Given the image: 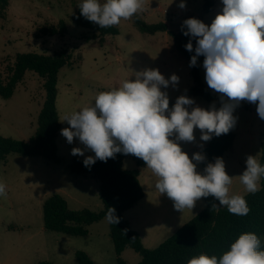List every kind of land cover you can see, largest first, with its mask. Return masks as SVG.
I'll list each match as a JSON object with an SVG mask.
<instances>
[{
  "label": "rangeland",
  "instance_id": "obj_1",
  "mask_svg": "<svg viewBox=\"0 0 264 264\" xmlns=\"http://www.w3.org/2000/svg\"><path fill=\"white\" fill-rule=\"evenodd\" d=\"M83 0H9L5 17L0 18V69L6 71L13 65L19 53L35 52L53 56L65 51L71 55V65L64 66L58 74L56 107L60 131L56 138L60 163L42 157H23L10 154L0 162V183L6 185V195L0 196V264H37L49 261L54 264H78L75 253H87L96 264H117L114 244L109 236V223L104 218L88 226V237L69 236L46 231L43 228V202L54 193L61 194L71 210L103 208L99 197V180L79 176L68 169L74 160H84L94 153L85 151L84 156L72 155L75 147L84 148L78 138L69 144L61 135L63 128L70 127L63 121L66 115L94 104L101 93L118 88L125 80L135 79V74L146 69H158L166 78L175 74L178 83L169 85L166 91L171 108L176 99L186 95L194 100L192 107L211 108L202 96H189L194 86L190 66L175 48L171 33L182 30L183 21L197 18L210 25L222 12V0H143V9L137 15L147 24L164 22L167 32L148 34L142 32L134 18L122 19L118 34L100 36L78 26L74 16ZM104 3L105 0H100ZM208 5V7H207ZM207 8V9H206ZM66 22L67 33L63 36H43L40 29ZM204 60V58H203ZM203 84L212 94L205 80L203 61L199 64ZM42 79L31 71L18 84L10 99L0 96V135L17 140H29L37 128V117L44 101ZM226 99V98H225ZM236 107L235 138L232 147L223 155L225 170L232 177L229 195L248 194L239 176L246 170V158L255 156L260 163L261 143L264 133L263 120L256 111L257 105L241 101ZM191 110V108L189 109ZM195 142H180L182 150L191 158L208 143L200 140L201 132L195 129ZM214 136V135H213ZM213 138V137H212ZM174 139V137H173ZM135 156L123 160L127 170H139V180L144 197L123 216L136 231L144 247L153 249L172 236L182 225L191 220L204 207V198L191 210L174 208L166 194H160L155 183L157 177L147 166L138 168ZM196 163L195 161H193ZM197 172L202 174L201 163ZM259 180V187H260ZM219 206V201H218ZM127 264H136L140 254L127 248L121 254Z\"/></svg>",
  "mask_w": 264,
  "mask_h": 264
},
{
  "label": "clouds",
  "instance_id": "obj_2",
  "mask_svg": "<svg viewBox=\"0 0 264 264\" xmlns=\"http://www.w3.org/2000/svg\"><path fill=\"white\" fill-rule=\"evenodd\" d=\"M223 9L210 25L197 18L183 21L185 36L196 40L185 45L191 57L190 67L203 56V68L208 87L221 96V107L205 109L192 98L181 95L169 107L166 91L175 86L179 77L166 79L158 69H146L135 74V79L125 80L112 90L101 92L94 104L83 107L63 119L70 127L61 135L72 144L78 138L84 148L75 147L72 155L84 156L91 167L97 160L107 162L117 153L131 154L144 161L158 178L155 188L173 201L174 208L182 211L193 209L196 202L209 196L227 207L231 214L246 216L250 208L241 195H229L232 177L225 170L221 157L207 163L203 174L197 172V163L206 156L201 152L189 155L180 142H195V129L201 132L200 140L208 142L228 134L236 124L233 115L241 101L257 105L258 116L264 120V0H222ZM81 15L100 28L116 26L122 19L132 18L143 9V0H83L78 6ZM181 9L185 3L179 4ZM226 98V99H225ZM191 108V110H189ZM174 137V139H173ZM202 147V145H201ZM195 161L196 163H194ZM246 170L239 176L247 193L260 190L259 180L264 176V166L255 156L246 158ZM6 195V185L0 183V196ZM115 208H108L105 219L118 224L120 217ZM187 264H264V250L255 233H244L221 256L200 254Z\"/></svg>",
  "mask_w": 264,
  "mask_h": 264
},
{
  "label": "trees",
  "instance_id": "obj_3",
  "mask_svg": "<svg viewBox=\"0 0 264 264\" xmlns=\"http://www.w3.org/2000/svg\"><path fill=\"white\" fill-rule=\"evenodd\" d=\"M9 0H0V18L5 17V10ZM208 7V5H207ZM207 9V8H206ZM137 27L144 33L167 32L168 26L164 22L147 24L137 15L133 16ZM75 23L94 34L100 36L116 35V26L100 28L85 19L78 8ZM183 31L171 33L175 48L188 62L195 51L189 52L185 45L191 41L193 49L196 40L191 36H185ZM67 33L66 22L61 19L56 25H47L40 29L43 36H63ZM71 55L65 51L55 53L53 56L38 54L35 52L19 53L16 55L13 65H8L4 72L0 69V96L10 99L26 75L31 71L42 79L44 101L37 117V128L29 140H17L0 135V162L5 161L10 154H18L23 157H42L54 163H60L57 154L56 138L60 131L59 115L56 107L58 94V74L60 70L71 65ZM203 56L197 57V64L190 67L191 77L194 83L188 92L189 96H202L210 107L219 109L221 103L215 94L203 84L199 72V64ZM243 107L239 104L237 107ZM264 124V120H263ZM235 138L234 128L228 134H222L213 138L200 148L206 156L201 163L202 174L207 163H214L215 158L223 155L232 147ZM133 155L117 153L107 162L97 160L91 167H85L83 160L74 159L68 164V169L79 176H90L99 180V197L103 208L100 211L90 209L71 210L66 199L58 193L47 197L43 202V228L46 231L63 233L69 236L88 237V226L106 217L108 208H115V214L120 217L118 224L109 223V236L114 244L117 256V264H127L121 259L122 252L130 248L140 254L141 260L136 264H187L188 260L200 254L208 256H221L230 249L241 234L255 233L260 239V250H264V176L261 177L260 190L255 194H246L249 213L246 216L231 214L227 207L212 209V205L218 206V200L209 196L204 198L205 207L191 220L182 225L172 236L167 238L158 247L149 249L144 247L140 235L134 231L123 214L134 207L143 197L144 191L139 180V170H127L123 167V160ZM138 168L145 167L142 159H136ZM260 164L264 166V133L261 143ZM78 264H96L90 256L83 252L75 253ZM37 264H54L49 261H40Z\"/></svg>",
  "mask_w": 264,
  "mask_h": 264
}]
</instances>
